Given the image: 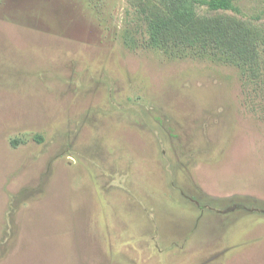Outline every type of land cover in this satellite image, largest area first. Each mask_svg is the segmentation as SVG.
Masks as SVG:
<instances>
[{"label":"rangeland","instance_id":"374dc122","mask_svg":"<svg viewBox=\"0 0 264 264\" xmlns=\"http://www.w3.org/2000/svg\"><path fill=\"white\" fill-rule=\"evenodd\" d=\"M234 7L0 0V264H264V0Z\"/></svg>","mask_w":264,"mask_h":264},{"label":"trees","instance_id":"16d2710c","mask_svg":"<svg viewBox=\"0 0 264 264\" xmlns=\"http://www.w3.org/2000/svg\"><path fill=\"white\" fill-rule=\"evenodd\" d=\"M189 1L201 6H207L211 11H229V10H235L234 2L236 0H189ZM154 30L155 27L152 23L149 29L151 33V44L153 47L156 48L159 46V41L155 36Z\"/></svg>","mask_w":264,"mask_h":264}]
</instances>
